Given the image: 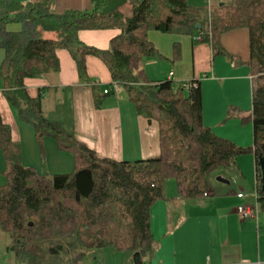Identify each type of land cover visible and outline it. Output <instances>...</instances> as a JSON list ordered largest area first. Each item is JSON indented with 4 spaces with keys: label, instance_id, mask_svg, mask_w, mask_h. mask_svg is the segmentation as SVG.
Masks as SVG:
<instances>
[{
    "label": "trees",
    "instance_id": "trees-1",
    "mask_svg": "<svg viewBox=\"0 0 264 264\" xmlns=\"http://www.w3.org/2000/svg\"><path fill=\"white\" fill-rule=\"evenodd\" d=\"M212 10L188 0H94L85 11L56 14L55 0L20 3L0 1V75L3 95L30 126L42 150L52 138L61 152L73 156V171L43 175L21 162V148L0 116V150L5 161L0 185V246L12 264H83L92 250L130 253L132 264H146L154 252L151 208L166 200V183L176 196L199 200L209 180L230 171L240 156L255 160L256 204L264 214L258 160L264 158V0H217ZM119 30L107 50L85 45L81 31ZM249 32L253 145L237 147L203 125L202 93L197 81L186 89L170 80L149 82L139 64L158 53L148 40L151 31L200 37L213 56L226 55L221 37ZM70 53L79 76L86 77V58H99L112 85L123 88L137 116L159 125L160 155L135 162L101 159L74 134L50 121L40 94L32 98L26 80L57 74V52ZM109 94L95 96L100 108ZM4 241V242H3ZM3 242V243H2Z\"/></svg>",
    "mask_w": 264,
    "mask_h": 264
},
{
    "label": "crops",
    "instance_id": "crops-1",
    "mask_svg": "<svg viewBox=\"0 0 264 264\" xmlns=\"http://www.w3.org/2000/svg\"><path fill=\"white\" fill-rule=\"evenodd\" d=\"M12 1L28 3L31 0ZM93 1L55 0L54 11L60 15L67 11L89 10ZM241 30L222 36L221 46L227 54L216 56H213L207 43H201L193 37L151 31L148 40L156 49L158 57L142 61L135 75L143 72L149 82L170 80L181 87L197 81L202 93L203 125L216 136L243 148L252 146H247L250 143L247 144L242 138L247 130L233 132L228 125H236L237 119L249 117L252 110V75L248 65L250 45L248 54L245 51L243 56L233 53L225 45L232 40L237 45L242 42L243 48H246L249 32L247 29H244L247 33ZM119 34L116 29L81 31L79 40L87 46L107 50ZM57 56L60 62L57 74L44 79L26 80L25 85L32 98L42 94V106L43 103H53L56 112L60 106L67 110L69 125H75L72 133L76 139L101 159L135 162L160 155L158 123L137 116L123 88L115 89L111 86V74L99 58H86V77L83 82L70 53L60 50ZM156 65L159 67L155 71ZM231 82L243 88L246 96L237 91L231 98L228 97L225 91L228 93L226 88ZM107 88H113L114 95L105 98L100 108H95V96L100 97ZM245 99L250 107L248 115L243 114L244 110L240 106V101L245 103ZM49 115L50 121L62 127L59 116V120H53L52 115ZM0 116L11 129L13 143L21 148L22 164L41 173L44 159L35 131L20 122L18 112L7 102L3 95V81L0 87ZM67 133H71L70 130ZM48 145L53 148L50 143ZM241 158H237L238 165L230 171H239L238 176L245 179L239 169L243 167L240 164ZM218 179L217 185H213L214 181L210 178L207 195L199 200H185L177 197L175 192H166L167 199L152 206L154 252L150 259L146 258V264H264V231L256 204V177L253 196L243 195L242 198L238 195L244 190L239 188L237 194L234 191L227 193L223 186H229L230 183L223 184ZM241 207L257 210L258 218H241L238 215ZM92 261L93 264H101L96 259Z\"/></svg>",
    "mask_w": 264,
    "mask_h": 264
},
{
    "label": "rangeland",
    "instance_id": "rangeland-1",
    "mask_svg": "<svg viewBox=\"0 0 264 264\" xmlns=\"http://www.w3.org/2000/svg\"><path fill=\"white\" fill-rule=\"evenodd\" d=\"M217 0H213V8H214V4L217 3ZM188 3L191 6H195V7H204V8H208V3L206 0H188ZM208 10V9H207ZM241 31H246V30H241ZM243 33V32H242ZM247 33V31H246ZM229 33H226L224 35H227ZM241 35V33H239ZM227 40V38H226ZM221 42H222V37H221ZM225 45L227 46V48H229L233 53H237L240 56H243L245 54H248V50H249V38H248V43L246 44V48H243V43L241 42L240 44H235L232 40L228 41V45L227 42L225 43ZM219 57V56H218ZM3 56L2 53L0 52V60H2ZM216 59H218L216 57ZM155 67V71L157 70V67H159L158 65L154 66ZM153 76V75H152ZM0 87H2V78L0 75ZM228 89V93L225 91V94L228 97H232L234 94H236L235 92H241V94L246 96V92L243 88H239V86H237L236 82H231L230 84H228V87L226 88ZM116 95V94H115ZM245 103H243V101H240V106H242V110H244L243 114L248 115L249 111H250V107L247 106V101L245 99L244 101ZM96 108V106H95ZM43 110L44 113L46 115V117L48 118L47 115L51 114V119L53 120H59L57 116H59L61 119L60 121H62V127L64 128L65 126V130L68 132L70 130V132L72 133L73 126L75 125H69L70 124V120L68 117V112L67 110L63 109L62 106L59 107L58 112H56L55 108H54V104L52 103H48V105L46 103H43ZM49 115V116H50ZM72 115V112H71ZM49 119V118H48ZM69 126V127H68ZM228 127H231L233 129V132H239V131H245L244 133H246L244 136H242L243 141H247V144L250 143V145L247 146H251L253 145V139L251 138V129H252V123L249 120H245V118H241V119H237L236 120V125H228ZM243 133V134H244ZM73 134V133H72ZM54 140L52 138H44L43 139V143H42V147L44 150V161L42 163V171L41 174L43 175H63V174H70L73 171V156L71 153L68 152H64L61 153L57 150L56 147V142H53ZM48 143H50L51 145H53V148L51 149L48 145ZM53 143V144H52ZM46 146V147H45ZM252 147V146H251ZM242 148V147H241ZM243 148H248V147H243ZM243 158H241L240 160V164L243 166L242 168L240 167V171L244 176L245 179H242L241 176H238L237 172L239 173V171L235 170L233 172H229L226 170H221V171H217L212 175V180L213 185H217L216 180L217 178H224L225 181H228L230 183L229 186H223V189L227 192V193H231L234 191V193L237 194V192H240V190H244L243 193H241L242 195H245L246 197H251L253 196L252 192L254 189V180H255V166H254V157L252 155H244L242 156ZM237 163H238V159H237ZM238 165V164H236ZM4 161H3V157L0 151V185H4L5 184V177L2 174L3 170H4ZM166 192L167 193H171V192H175L176 193V184L174 181H168L166 183ZM239 188H241L239 190ZM243 188V189H242ZM238 189V191H237ZM242 192V191H241ZM229 200V199H227ZM254 202V200H253ZM254 208H255V204L253 203ZM260 224L262 226V229L264 231V214L260 215ZM4 242V241H3ZM2 242V243H3ZM4 244V243H3ZM0 246V264H12V259L11 256L10 258H6L5 256V249H4V245ZM3 256V257H2ZM96 259L97 262L105 263V264H131L130 261H132V255L130 253H117L115 252L113 249L107 248V249H102V250H92L89 252V254L87 255V257L85 258V260L83 261V264H93V261Z\"/></svg>",
    "mask_w": 264,
    "mask_h": 264
},
{
    "label": "built area",
    "instance_id": "built-area-1",
    "mask_svg": "<svg viewBox=\"0 0 264 264\" xmlns=\"http://www.w3.org/2000/svg\"><path fill=\"white\" fill-rule=\"evenodd\" d=\"M206 1L208 3V8L207 9L209 11L212 10L213 9V0H206ZM195 40L200 41L201 39H200V37H197ZM170 76H172V74H170ZM113 87L115 89H118V88L121 89V87L120 86H117V85H113ZM183 87H185L186 89H188V88L191 87V85L188 84V85H184ZM111 89H113V88H111ZM110 92H111V90L107 88L104 91V94H109ZM238 197L239 198H242L243 195L242 194H239ZM238 215L241 218H244V219H249V218L256 219V218H258L257 210L255 211V210H252V209H250L248 207H241V208H239L238 209Z\"/></svg>",
    "mask_w": 264,
    "mask_h": 264
},
{
    "label": "water",
    "instance_id": "water-1",
    "mask_svg": "<svg viewBox=\"0 0 264 264\" xmlns=\"http://www.w3.org/2000/svg\"><path fill=\"white\" fill-rule=\"evenodd\" d=\"M258 169H259V175H260V181H261V191L264 194V158H260L258 160ZM218 181L223 184H229L228 181L223 180L222 178H219Z\"/></svg>",
    "mask_w": 264,
    "mask_h": 264
}]
</instances>
